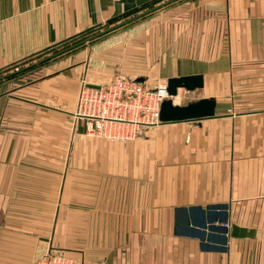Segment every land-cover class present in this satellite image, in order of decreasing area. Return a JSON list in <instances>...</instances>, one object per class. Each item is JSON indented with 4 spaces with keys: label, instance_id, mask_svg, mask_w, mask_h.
Here are the masks:
<instances>
[{
    "label": "crops",
    "instance_id": "obj_1",
    "mask_svg": "<svg viewBox=\"0 0 264 264\" xmlns=\"http://www.w3.org/2000/svg\"><path fill=\"white\" fill-rule=\"evenodd\" d=\"M147 1L0 0V70ZM138 29L0 91V264L46 249L78 264H264V0H180ZM117 72L150 88L200 74L187 101L213 98L215 115L87 138L78 90ZM197 206L226 230L195 225Z\"/></svg>",
    "mask_w": 264,
    "mask_h": 264
},
{
    "label": "built area",
    "instance_id": "obj_2",
    "mask_svg": "<svg viewBox=\"0 0 264 264\" xmlns=\"http://www.w3.org/2000/svg\"><path fill=\"white\" fill-rule=\"evenodd\" d=\"M169 97L165 82L150 88L117 72L105 83H82L72 117L83 121L87 136L130 141L163 123L160 106ZM33 264L78 263L63 253L46 249Z\"/></svg>",
    "mask_w": 264,
    "mask_h": 264
},
{
    "label": "water",
    "instance_id": "obj_3",
    "mask_svg": "<svg viewBox=\"0 0 264 264\" xmlns=\"http://www.w3.org/2000/svg\"><path fill=\"white\" fill-rule=\"evenodd\" d=\"M172 0L162 2L158 5H155L154 7L145 10L129 19H126L120 23L114 24L107 29H104L76 44H73L69 46L68 48L64 49L63 51L70 50L80 44H84L90 40H93L103 34L109 33L122 25L135 20L139 17H142L150 12H153L155 10H158L160 8H163L167 4H169ZM53 57V55H50L47 57V59ZM46 60V59H44ZM13 73H9L6 76H9ZM167 85V92L169 94V98L165 99L162 101L161 106H160V120L163 123H168V122H179V121H198L203 118L207 117H212L214 116V108H215V100L213 98H200L195 101H189L186 104H175L172 100V97H175L177 95V90L178 89H184L185 91H193L195 89L202 88L203 86V77L202 75H188V76H180V77H170L166 81ZM225 207V206H224ZM214 208V207H212ZM185 211V209H183ZM192 211V221L195 225L200 226V227H207L208 229H219L221 231H225L226 228L225 226L222 225H212L211 223L213 222L214 217H210V214H213L212 210L208 212L209 218L205 220L202 215V209L200 206L197 207H192L189 209ZM201 211V215L200 212ZM185 221L188 223L189 221L187 220V216L185 217ZM220 223H225L226 221V213L223 212L222 216L218 220ZM208 225H207V223ZM195 234H198L202 237L203 233H199L197 230L195 231ZM225 241V237L222 235V240ZM223 247H220L218 249H222Z\"/></svg>",
    "mask_w": 264,
    "mask_h": 264
},
{
    "label": "rangeland",
    "instance_id": "obj_4",
    "mask_svg": "<svg viewBox=\"0 0 264 264\" xmlns=\"http://www.w3.org/2000/svg\"><path fill=\"white\" fill-rule=\"evenodd\" d=\"M157 12V11H156ZM156 12H154V13H156ZM140 13V12H139ZM153 13V14H154ZM138 14V13H137ZM153 14H151L150 15V17L151 16H153ZM149 17V16H148ZM148 17H146V18H143V19H141V20H138V21H136V22H134V23H131V24H129V25H126V26H123V27H120V28H118V29H116V30H114V31H112V32H109V33H107V34H104V35H102V36H100L99 38H97V39H94V40H92V41H90V42H88L87 44H85L84 46H82L81 48H79V49H77V50H75V51H73V52H71L70 54H72V55H75V54H80V52H82L83 50H86L87 49V51H91V52H93V53H95V55H97L98 53H101V55L102 54H105V51L107 50V49H109L108 47H111V46H113V45H117V44H120V43H122V42H125V41H127L126 39L130 36V35H128L129 33H132V32H138L139 31V29L138 28H141V30L143 29V28H145V26H146V22L148 21H150V17L148 18ZM128 19V18H127ZM147 19H149V20H147ZM126 20V19H125ZM124 21V20H123ZM120 22H122V21H120ZM120 22H118V23H120ZM117 24V23H116ZM114 25V24H113ZM143 25V26H142ZM110 26H112V25H109V27ZM139 26V27H138ZM104 28L105 27H102V28H100L99 29V31H102V30H104ZM134 34H136V33H133L132 35H134ZM51 52H52V50L51 51H48V52H45V53H42V54H40V55H36V56H34V57H32L31 59H29V60H25V61H23L22 63H20V64H18L16 67H13L12 69L10 68L7 72H4V73H0V76H2V75H6V74H8V73H12V72H14V71H16V70H18V69H21V68H23V67H25V66H27V65H29V64H31V63H33V62H36V61H38L39 59H41V58H43V57H45V56H47V55H49V54H51ZM62 57H64V56H61V57H59V58H55V60H60V59H63ZM55 60H52V61H55ZM47 63H50V62H47ZM41 65H43V64H41ZM12 70V71H11ZM115 74V73H114ZM13 77H15V76H13ZM13 77H11V78H13ZM16 77H18V74H17V76ZM11 78H7V79H5V80H2V81H0V91L5 87V86H7V85H9L10 83H11ZM19 78V77H18ZM17 79V78H16ZM10 80V81H9ZM18 80V79H17ZM4 81H7V84H6V82L4 83V84H1V83H3ZM5 89V88H4ZM3 89V90H4ZM182 96L181 97H177V98H175V99H173V101H175L174 103H176V102H179V104H180V102L182 103V104H185V103H183V102H188L187 100L188 99H190L191 97H192V94H190V93H188V92H186V91H182V94H181ZM193 101V100H192ZM69 119V118H68ZM71 120H75L73 117H72V119ZM68 122H69V120H68ZM72 123H71V121L69 122V124H68V126L70 127V125H71ZM73 125L74 124H72V127H73ZM87 138H93V139H98V138H95V137H91V136H88ZM105 141H107V140H105ZM67 144H68V152H67V163H68V167H67V176H69L70 174H71V172H72V170H73V167H71L70 166V164H72L73 163V156H74V152H72V149H71V145H74L75 144V138L72 136V137H70V135H68V139H67ZM73 147V146H72Z\"/></svg>",
    "mask_w": 264,
    "mask_h": 264
},
{
    "label": "trees",
    "instance_id": "obj_5",
    "mask_svg": "<svg viewBox=\"0 0 264 264\" xmlns=\"http://www.w3.org/2000/svg\"><path fill=\"white\" fill-rule=\"evenodd\" d=\"M165 1H169V0H150V1H147V2H145L144 4H142V5L138 6V7H135V8H133V9L129 10V11H126V12L120 14V15H117V16H115V17L109 19L105 24H101V25H97V26H95V27H91V28H89V29H87V30H85V31H83V32H81V33H79V34L73 36V37H70V38L65 39V40H63V41H61V42H59V43H57V44H55V45H52L51 47H48V48L44 49L43 51H40V52L36 53L35 55H32V56H30V57H28V58H26V59L29 60V59H31L32 57L36 56V55H40V54H42V53H45V52H48V51H51V50H52L51 54H49V55H47V56H45V57L39 59V60L36 61V62H33V63L29 64V65H27V66H25V67H23V68H21V69H18V70H16V71L12 72L13 74H11V75H9V76H6V75H8L9 73L6 74V75H2V76H0V81L5 80V79H7V78H11V77H13V76H16L17 74L19 75L21 72H25V71H27V70H29V69L35 67L36 65L45 64V63H47V62H50V61H52V60H55V58H59V57H61V56L68 55V54H70L71 52H73V51H75V50L81 48L82 46H84L85 44H87L88 42H90V41H92V40H90V41H88V42H86V43H84V44H80V45H78V46H76V47H74V48H72V49H70V50H67V51H63L64 49H66V48H68L69 46H71V45H73V44H76V43H78V42H80V41H82V40H84V39H86V38H88V37H90V36H92V35L98 33V32H100V31H99L100 28L105 27L104 29H107V28L109 27V25L116 24V23H118V22H120V21H123V20H125V19H127V18L129 19V18H131V17L137 15V13L139 14V12L141 13V12H143V11H145V10H148V9L154 7L155 5H158V4H160V3H162V2H165ZM177 1H180V0H172L169 4H167V5L164 6L163 8L168 7V6H171V5H173L174 3H176ZM160 9H162V8H160ZM160 9H158V10H160ZM158 10H155V11H153V12H150V13H148V14L142 16V17H139V18H137V19H135V20H132V21H130V22H128V23L122 25L121 27L126 26V25H129V24H131V23H134V22H136V21H138V20H141V19H143V18H146V17L150 16L151 14H153L154 12H156V11H158ZM119 28H120V27H119ZM117 29H118V28H117ZM115 30H116V29H115ZM113 31H114V30H113ZM111 32H112V31H111ZM106 34H107V33H106ZM103 35H104V34H103ZM101 36H102V35H101ZM99 37H100V36H99ZM99 37H97V38H99ZM97 38H95V39H97ZM93 40H94V39H93ZM50 55H53V57L47 59V57L50 56ZM26 59H24V60H22V61H18V62H16V63L10 65V66L7 67L6 69L0 70V73L7 72L10 68L12 69L13 67H16L18 64L22 63V62L25 61ZM44 59H46V60H44Z\"/></svg>",
    "mask_w": 264,
    "mask_h": 264
}]
</instances>
